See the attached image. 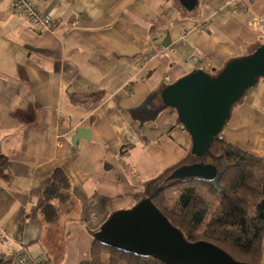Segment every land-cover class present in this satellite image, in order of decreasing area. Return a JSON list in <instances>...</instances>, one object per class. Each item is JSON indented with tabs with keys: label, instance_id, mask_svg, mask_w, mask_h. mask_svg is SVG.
Listing matches in <instances>:
<instances>
[{
	"label": "crops",
	"instance_id": "0c3cea01",
	"mask_svg": "<svg viewBox=\"0 0 264 264\" xmlns=\"http://www.w3.org/2000/svg\"><path fill=\"white\" fill-rule=\"evenodd\" d=\"M39 7L57 27H34L11 0H0V257L26 248L48 264H81L110 217L133 208L145 184L192 149L176 110L143 123L131 110L195 71L218 75L264 45V27H251L264 19V0H198L193 11L179 0ZM222 136L264 160V79ZM58 169L71 198L54 202L59 220L48 224L40 209Z\"/></svg>",
	"mask_w": 264,
	"mask_h": 264
},
{
	"label": "trees",
	"instance_id": "16d2710c",
	"mask_svg": "<svg viewBox=\"0 0 264 264\" xmlns=\"http://www.w3.org/2000/svg\"><path fill=\"white\" fill-rule=\"evenodd\" d=\"M164 89L150 95L142 105L131 110L132 117L142 123L150 122L164 110L172 109L163 101ZM248 91L233 105L231 114L243 102ZM178 121L180 123L179 117ZM223 130L214 138L206 154L197 156L190 152L178 165L145 184L144 193L137 197L136 204L150 199L190 243L207 242L222 249L238 263L261 264L264 242V160L228 144L222 136ZM192 165L212 166L216 169V176L210 179L186 177L169 180L178 169ZM172 188H180L179 195L173 205L167 206L163 195ZM70 190L69 177L63 170H56L53 181L44 191V204L40 209L46 223L55 224L59 220V209L54 202L67 203L71 198ZM203 191L208 193L209 198ZM0 264H13L12 258L0 257ZM81 264L163 263L153 258L126 254L95 240L89 261Z\"/></svg>",
	"mask_w": 264,
	"mask_h": 264
},
{
	"label": "water",
	"instance_id": "95a60500",
	"mask_svg": "<svg viewBox=\"0 0 264 264\" xmlns=\"http://www.w3.org/2000/svg\"><path fill=\"white\" fill-rule=\"evenodd\" d=\"M179 1L187 11H193L198 4V0ZM260 79H264V45L249 56L232 60L216 76L195 71L163 90L164 103L177 111L180 123L191 136L192 154L201 156L210 150L214 138L227 125L233 105ZM85 132L84 129L78 132L74 145ZM215 171L209 165L185 166L169 180L210 179L216 176ZM95 240L109 248L153 258L163 264H241L213 244L188 242L150 199L113 214L95 235Z\"/></svg>",
	"mask_w": 264,
	"mask_h": 264
},
{
	"label": "built area",
	"instance_id": "2783aa9c",
	"mask_svg": "<svg viewBox=\"0 0 264 264\" xmlns=\"http://www.w3.org/2000/svg\"><path fill=\"white\" fill-rule=\"evenodd\" d=\"M17 14L25 18L32 26L40 27L51 31L58 26V21L50 14H45L40 9L41 3H48L49 0H11ZM251 27L258 30L264 27V19L257 17L252 21ZM166 49L163 48L162 52ZM191 61L201 64L203 60L198 57H191ZM13 264H48L47 262L33 258L26 248H21L12 257Z\"/></svg>",
	"mask_w": 264,
	"mask_h": 264
},
{
	"label": "rangeland",
	"instance_id": "374dc122",
	"mask_svg": "<svg viewBox=\"0 0 264 264\" xmlns=\"http://www.w3.org/2000/svg\"><path fill=\"white\" fill-rule=\"evenodd\" d=\"M260 45H262V44H260ZM259 46V45H258ZM257 46V47H258ZM256 48V47H255ZM255 49L254 48H251V49H249L248 50V54H250V53H252L253 51H254ZM247 54V55H248ZM217 74V73H216ZM216 74L214 75V74H212V73H210V75L211 76H216ZM247 96V95H246ZM245 100V99H244ZM244 100H243V102H244ZM191 160V159H190ZM192 161V160H191ZM191 161H188V162H191ZM179 190H180V188H172V189H170V190H168V191H166L165 193H164V195H163V197L165 196V199H166V201H167V206H171V205H173L174 204V202L176 201V199H177V197H178V195H179ZM204 193H205V196L207 197V198H209V196H208V193L206 192V191H203Z\"/></svg>",
	"mask_w": 264,
	"mask_h": 264
}]
</instances>
